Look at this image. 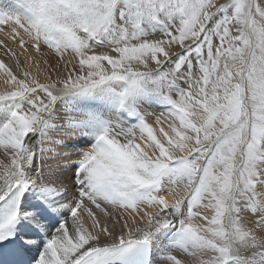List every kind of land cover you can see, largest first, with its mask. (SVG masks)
<instances>
[{
  "label": "bare ground",
  "instance_id": "1",
  "mask_svg": "<svg viewBox=\"0 0 264 264\" xmlns=\"http://www.w3.org/2000/svg\"><path fill=\"white\" fill-rule=\"evenodd\" d=\"M52 1L61 5L54 6ZM76 1L78 0H48L46 5H36V0H24L18 7H11L10 11L0 9V132L2 131L0 135L4 137L1 138L0 143V161L2 162L0 164L3 169L0 170V202L16 186L25 189L24 202L19 210L18 228L15 233L19 244L30 252L35 264H77L86 254L97 248L114 247L132 240L150 243L152 252L156 249L155 258L157 251L161 249L159 248L161 241L169 237L168 228L170 232L173 231L171 223L176 224L177 216L183 212L190 213L192 209L189 204L192 202V204L195 203L194 207L198 208V212L193 211L190 225H187L183 217H180L179 230L185 231L186 235L180 233L176 238L174 236L176 240L168 238L170 242L175 240L174 244L170 243L171 245L167 246L166 242L162 253L172 257L174 262L178 260L181 264H220L214 252L219 247L229 245V229L233 225V220L232 224L229 223L233 212V206L230 209V204L234 192L231 191L229 196L225 197V203H221L216 196L206 197L205 201L211 202L205 204H201L202 201L193 202L191 198H188L201 180L202 173L198 164V152L190 150L185 140L186 136L174 134L165 126L161 128V133L153 127L144 128V122L138 114V100L130 96L123 101L115 102L117 89L113 83L108 90L106 89L108 95H101L96 88L89 91L62 90V87L61 89L56 86L57 83L53 77L45 78L40 67V64L45 61L48 63L52 60L58 61L64 67L75 71L77 67H81L80 62L82 64L83 56L78 60L74 57V52L77 51L75 46L79 45V42L83 46L85 41L76 37V30L83 31L84 25L87 26L84 18L88 10L77 6ZM255 1L243 0L247 6L242 13L245 11L247 21L245 27L242 26V32L246 31L245 33L249 35L248 52L250 50V54L254 45L253 36L256 39V45L264 49V3L262 2V9L259 12L258 8L254 9ZM226 2L230 0L211 1L209 7L203 9V14H200L202 21L208 19L207 16L212 9H215L214 7ZM231 7L234 8L232 13H237L238 7L235 5ZM143 20L144 18L140 16L128 15V44L119 46L117 50H108L104 46H98L94 41L89 42L90 50L87 51V58H101L103 62L109 61L111 57H119V53L125 51L129 45L135 47L151 41L161 42L167 36L174 37L181 28L177 26L167 36H159V31L148 23L137 27L136 23L130 22ZM254 21L258 23L255 24ZM118 22H123L120 17ZM192 35H195V32ZM187 37L191 39V34ZM165 43L163 49L169 54L177 53V51L179 53V50L183 48L181 43L180 45L179 43L168 45V41ZM60 48L63 52L61 57H56L50 52L52 49L60 50ZM164 58L153 57L145 60L146 65L142 63L133 65L138 73L127 79V85L132 89H139L151 81L152 77L140 70H153L152 72L156 75H162L159 68ZM253 65L255 70L259 69V76L251 75L248 80L241 79L245 95L243 112L247 119L248 132L243 135L240 152L248 149L251 157H254L251 161L254 164L248 163L250 172L264 177V169L261 166V157L264 156V146L261 145L264 139L260 140L261 138L254 130V123L257 121L254 114H263L264 110L252 108L251 111L250 109V104L262 106L264 103L257 97L258 94H264V63L256 60ZM85 67L81 69L85 70ZM106 68L112 71L108 64ZM82 78L81 75L73 79L68 78L66 84H76L81 82ZM79 91L80 93L74 95ZM95 91H99V96L94 94ZM164 91L166 90L161 91L162 95ZM148 95H145V98ZM7 96L15 97V100ZM141 103L143 104L142 101ZM186 103L193 106L187 100ZM10 116L12 119L7 123L6 120ZM139 122H143L141 129L138 127ZM37 125L41 127L40 131L48 127L51 130L69 131L70 141L66 143L68 148L65 145L57 150L53 148L49 150L47 142L44 144L41 155L32 154L34 143L37 141V129H35ZM155 127L158 128V126ZM21 129L22 131L29 129L30 131L26 130V132L32 134L23 145V153L20 152L21 141L13 137L17 131L21 132ZM85 133L96 134L97 137L100 136V140H95L96 137L94 140L89 139L85 137ZM167 137H171L172 141H168ZM96 143L100 144L96 145ZM59 156L63 159L59 160ZM33 159L36 170H38L37 160L39 159L40 181L45 183L44 188L38 185L36 195L30 194L27 188L28 181L34 178L31 172L27 171ZM56 160L61 162L60 165L56 164L58 162ZM244 163L246 164L245 158L236 159L234 175L237 174L236 171L239 174V169ZM216 164L221 165L218 162ZM186 165L190 166V170ZM76 167L79 173L90 175L94 186L100 185V179H112L116 183L122 180L116 191L127 201L121 206L123 205L122 209L128 223L132 225L129 234L110 237H105L102 233L96 235L94 219L88 221L85 218L87 210L84 212V217L76 215L71 205L66 203L65 198L59 200L56 193L60 194V192L55 191L56 185L60 182L67 184L69 182V178H66L67 173L73 168L75 170ZM145 175L150 176V179L154 181L146 182L144 188L140 186L136 189L132 184V178ZM122 184L125 185V189ZM49 185L51 188L48 187ZM154 186L156 188L152 189ZM65 191L64 194H68L67 189ZM168 200L178 209L170 211ZM181 202L185 204L180 213L178 206ZM259 204L262 206L264 202ZM93 209L92 206L91 210ZM91 210L89 211L93 218L94 210L93 212ZM240 216L241 222L237 223L245 228L241 235L247 237L250 233V228L247 230L248 223L252 220H245L246 214ZM253 223L264 224V219L255 217ZM140 224H145L147 227L142 229L143 225ZM256 231L261 233L259 229ZM236 251H233L234 256H237ZM233 261L236 264H242V260L236 257Z\"/></svg>",
  "mask_w": 264,
  "mask_h": 264
},
{
  "label": "rangeland",
  "instance_id": "2",
  "mask_svg": "<svg viewBox=\"0 0 264 264\" xmlns=\"http://www.w3.org/2000/svg\"><path fill=\"white\" fill-rule=\"evenodd\" d=\"M23 1L24 0L0 1V9L10 11L11 7L16 8ZM211 1L213 0H78L75 2L77 6L87 8L88 12H86V18H84L87 26L85 27L84 25L82 28L83 31L78 32L76 30V37L85 41V44L82 46L79 42V45L75 46L77 51L74 52V57L79 60V58L83 56V62L82 64L80 62V66H86L85 70L81 69V67H77V71L70 70L64 67L60 62L53 60L51 63L46 61L43 62V64H40V67L45 78L49 79L53 77L57 83L56 86L58 88L62 87V90L69 89L70 91H74L76 89H81L80 91H89L96 88L99 89L101 95H108L107 90L113 83L117 89L115 102L118 103L130 96L138 100V114L144 122V128L148 129L153 127L161 133V128L165 126L174 134L185 135V140L190 146V150L198 152V164L202 173L200 175L201 180H199L197 187L190 193L191 196L188 198H191L193 202L202 201L201 204H205L211 202L205 201L206 197L216 196L220 199L221 203H225V197H228L231 191L234 192L230 204V209H232L233 206V212L231 213L232 219L229 220V223L232 224L233 220V225L229 229V245L226 247H219L218 250H215L216 260L220 264H236L233 261L236 257L242 260V264H264V224L257 225L253 223L255 217L264 219V204L262 206L259 204V202H264V177L260 176V174L254 175L250 172L249 166L254 164L251 163L254 157H251V153L248 149L246 151L244 150L242 153L240 152L243 135L248 132L246 129L247 119L243 112L245 95L241 79L245 78L248 80L251 75L253 77L259 76V69L255 70L253 62L257 60L264 63V53H262L264 49L262 46L256 45V39L253 36L254 45L251 54L250 50L248 52V48L250 49V42L248 41L249 35L245 33L246 31L242 32V26L244 25L245 27L247 21L244 15L245 11L242 13L243 9L247 6L246 3L244 4L243 0H230L231 4L230 2H226L218 5V7L216 6L217 8L214 7L215 9H212L207 16L208 19L202 21V15L200 14H203V11L209 7ZM262 2L264 3V0H258V3L256 0L254 9L258 8V11L261 12ZM47 3L48 0H36V5H46ZM52 4L54 6L61 5L53 1ZM232 5L238 7L237 13H232L234 10V8L231 7ZM128 15L144 18L142 22H130L136 23L137 27L142 26L144 23H148L159 31V36H167L172 32V29H176L177 26H181V28L178 29L180 32L177 31L174 37L167 36L168 38H164L165 40L161 42L154 43L151 41L149 42L150 44L145 43L135 47L129 45L125 51L119 53V57H111L109 61L105 60V62H103L101 58H87V54L90 50V46H88L89 42L94 41L98 46H104L105 49L108 50H117L119 46L128 44ZM117 16H119L123 22H118L119 17ZM254 23L257 24L258 22L254 21ZM67 27L68 25L66 28ZM121 30L124 31L121 32ZM193 31L195 35H192L194 34ZM188 34H191V39L193 41L187 37ZM166 41H168V45L178 43L180 45L181 43L183 48L179 50V53L178 51L177 53L175 52L176 54L173 53L175 55L169 54L163 49ZM61 48L60 50L52 49L50 52L55 54L56 57H61V55H63ZM247 52L248 54H246ZM153 57L158 59L165 57L159 68L162 75H156L152 72L153 70H140L142 73L149 74V76L152 77L151 81L144 84L143 88L132 89L127 85V79L138 73V71L133 68V65L140 63L146 65L145 60L152 59ZM55 60L58 59L55 58ZM106 64L111 66L110 69H112V71L106 68ZM78 75L83 76L81 82L70 85L66 84V79H73ZM161 89L166 90L163 92V95L161 94ZM80 91L76 92L74 95L80 93ZM99 91H95L94 94L99 96ZM109 95H111L110 92ZM145 95L148 96L145 98ZM257 97L264 102V94H258ZM7 98L15 100V97L7 96ZM186 100L193 106L188 105ZM252 108H262V110H264V103L262 106L250 104L251 111ZM263 115L264 113L254 114L257 120L254 123V130L261 138H259L260 140L264 139ZM11 119L12 116H10L6 122H10ZM143 122L138 123L140 129L142 128L141 125ZM17 124L20 125L18 122ZM39 125L35 128L37 129V141L34 143V152H32V154L35 153L36 156L41 155L45 146L44 144L47 142V148L49 150H52V148L53 150H57L63 148L67 141H70L69 131L51 130V128L48 127L46 130H42V132L40 131L41 127ZM155 126H158V128ZM26 130L22 131L21 129V132L19 130L16 133L17 135H13L14 138H18L16 140L19 142L21 141L22 146L25 145L24 143L26 140L32 136V134H30L31 132H26ZM84 135L89 139L93 138L94 140L96 137L95 140H100V136L97 137L96 134L90 135L85 133ZM1 138L4 137L0 135V143L2 142ZM167 140L172 141L171 137H167ZM262 143L261 146H264V142ZM99 144L100 143H96V145ZM22 146L20 150V152L22 151L21 153L24 151V146ZM66 148H68L67 145ZM16 152L17 150L15 153ZM239 157L245 158L246 164H242L239 169V174L238 171H236L238 175H234V164ZM62 159L63 158L59 156V160ZM37 161L38 170L35 169L36 165H33L35 162L34 159L30 166H28L30 168L27 169L35 178H33L34 180L31 179L28 181L27 185L30 194L33 193L34 195H36L38 191V185H41L39 186L40 188H44L45 185V183L40 181L41 166L39 159ZM217 162L221 165H217ZM0 163L2 162L0 161ZM60 163V161L56 162L57 165H60ZM262 164L264 165V156L261 157V166L264 169ZM186 166L188 170H190V166ZM246 166H248V168ZM77 169L78 167H76L75 170L73 168L67 173L68 176L66 178H69L67 184L60 182L56 185L55 191L60 192V194L55 192L59 200L65 198L66 203L71 205V209L76 215L84 217V212L87 210L85 218L88 221H93L94 219L95 223L93 226L95 227V231H97L96 235L102 233L103 236L110 237L129 234L132 225L128 223L125 212L122 209L123 205L121 206L123 202L127 201L116 191L118 184H120L122 180L116 183V181H112V179H100V185L94 186L90 175L79 173ZM0 170H3L1 164ZM138 178H132V184H134L133 186H135L136 189L137 187H143L145 184L154 181L150 179V176L146 175ZM37 180L39 181L37 182ZM84 182L87 183L84 184ZM122 185L125 189V185ZM48 187L51 188V185ZM155 188L154 186L152 189ZM66 189L68 192V194L66 193L67 197L66 194H64ZM141 189L139 190L141 191ZM88 190L90 192H88ZM30 194L28 195L30 196ZM222 196H224V198ZM168 204L170 211L178 209L170 200H168ZM184 204L185 202H181L178 206L180 208V213ZM194 205L195 203L192 204L191 202L189 204L192 209L191 212H183L177 216L176 224L171 223L173 231L170 232L168 228V238L175 239L180 233L186 235L185 231L179 230V223L183 217V221L187 225H190L193 211L198 212V208L194 207ZM92 206L94 207L93 218L89 211ZM93 210L91 211L93 212ZM243 214H246L245 220H252L250 221L251 223H248L247 230L250 228V233L247 237L241 235L245 228L238 225V223L241 222L240 215ZM140 225H143L142 229L147 227L145 224ZM258 229L261 233L256 231ZM168 238L165 237L161 241L162 244L159 245L161 249L157 251L155 258L154 252L156 249L152 252V264L179 263L178 260L174 262L172 261V257H168V255L165 256L162 253L166 242L167 246H169L174 244L176 240L170 242L171 240L169 239L168 241ZM184 246L187 247L186 245ZM233 251L238 252L237 254L235 253L237 256L233 255ZM165 257L167 258L165 259ZM179 264H181V262Z\"/></svg>",
  "mask_w": 264,
  "mask_h": 264
}]
</instances>
